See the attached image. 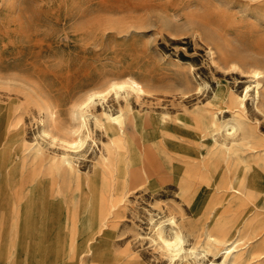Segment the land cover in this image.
Here are the masks:
<instances>
[{"label": "rangeland", "instance_id": "1", "mask_svg": "<svg viewBox=\"0 0 264 264\" xmlns=\"http://www.w3.org/2000/svg\"><path fill=\"white\" fill-rule=\"evenodd\" d=\"M252 69L261 72L258 98ZM127 77L144 91L116 95L111 84ZM246 88L241 112L257 139L264 0H0V264H179L151 240L170 216L186 252L197 246L191 264L220 260L188 233L197 215L177 185L151 188L145 159L193 146L196 117L213 110L231 119V94ZM89 93L87 136L65 150L63 129L75 127L73 111ZM45 107L55 112L53 142L41 130ZM120 111L135 144L125 167L104 166V114ZM214 137L230 145L241 130ZM64 151L77 170L59 167ZM96 205L104 220H93Z\"/></svg>", "mask_w": 264, "mask_h": 264}, {"label": "bare ground", "instance_id": "2", "mask_svg": "<svg viewBox=\"0 0 264 264\" xmlns=\"http://www.w3.org/2000/svg\"><path fill=\"white\" fill-rule=\"evenodd\" d=\"M251 71L255 76V97L258 98L261 72L257 69ZM111 88L116 95L121 89L126 94L132 92L136 95L144 91L142 83L131 77L113 82ZM95 94H87L73 111L75 127L63 129L60 140L65 150L77 151L87 136L82 134V130L87 127L86 119L89 108L94 105ZM231 95L232 102L237 106L231 119L220 120L213 110L199 114L194 126L198 131L196 143L192 146L189 141L183 152L171 154L163 151L154 157H147L146 178L152 189L177 185L180 196L197 215L196 222L187 229L188 233L194 236L196 242L202 239L204 254L216 256L219 253L222 257L220 260L212 259L210 264H264V135H256L257 139H254L251 128L249 136L247 134L249 123L241 112L247 88L243 95ZM44 111L41 130L53 142L57 138L52 132L55 112L49 107H45ZM122 115L121 111L104 114V129L110 137L107 155L102 161L104 166L125 167L127 153L135 144L136 132L131 131L129 136L126 134ZM236 129L241 130V140L230 145L214 137L215 133L224 131L232 134ZM247 136L252 140L244 142ZM25 145L35 152L41 151L36 143ZM58 158L59 167L73 168L68 152L64 151ZM100 213V206L96 205L91 214L94 221L104 220V215L100 216ZM151 240L160 254L170 260L177 258L179 264H191L186 259L189 255L197 257L196 245L186 252L182 226L171 216L156 223Z\"/></svg>", "mask_w": 264, "mask_h": 264}]
</instances>
